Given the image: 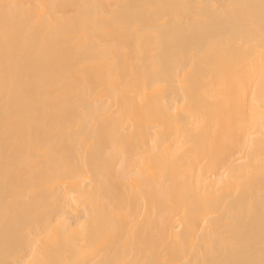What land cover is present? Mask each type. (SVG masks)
Segmentation results:
<instances>
[{"label": "bare ground", "instance_id": "1", "mask_svg": "<svg viewBox=\"0 0 264 264\" xmlns=\"http://www.w3.org/2000/svg\"><path fill=\"white\" fill-rule=\"evenodd\" d=\"M0 264H264V0H0Z\"/></svg>", "mask_w": 264, "mask_h": 264}]
</instances>
